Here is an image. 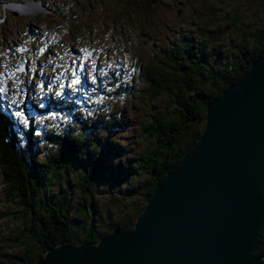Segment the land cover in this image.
<instances>
[{
	"label": "rangeland",
	"instance_id": "1",
	"mask_svg": "<svg viewBox=\"0 0 264 264\" xmlns=\"http://www.w3.org/2000/svg\"><path fill=\"white\" fill-rule=\"evenodd\" d=\"M4 3H15L16 10L28 7L37 13L16 16L9 10L3 11ZM38 3L43 9L46 5L49 13L42 12ZM263 29L264 0H0V112L12 115L18 122L20 137L23 130L30 129L31 119L35 130L42 133L43 124L57 126L56 117L70 132L81 129L87 118L94 122L117 117L118 123L124 120L128 127L132 126L110 132V140L121 142L130 158L148 147L150 140L139 135L137 123L145 117L149 106L154 109L157 105L145 97L143 65L151 58L162 59L164 47L184 37L188 38L187 43L195 41L198 47L210 33L216 32L220 40L211 46L230 51L246 37L251 43L252 36ZM60 54L72 60L66 62ZM44 81L50 85L44 87ZM61 91L63 96L59 95ZM108 91L112 94H106ZM81 93H85V105L79 103ZM140 99L146 101L144 108ZM96 102L109 106L93 110ZM17 112L23 114L27 126L16 116ZM20 139L26 158L27 138ZM91 139L85 136V140ZM39 142L31 151L37 158L43 149L49 148L47 142ZM105 155L111 156L114 164L124 158L112 152ZM74 178L72 174L68 178L76 185L69 215L75 216L79 233H86L94 220L103 230L107 224L113 225L125 217V209L116 204L119 187L97 182L91 195ZM3 182L0 175L1 194ZM91 200L94 203H88ZM1 204L0 216L10 211L14 214L0 221V262L4 264L10 256L27 254L33 244L23 233L26 228L19 217L23 207L14 199ZM84 205H95L97 214L80 215L79 209ZM5 237L10 239V245L5 243ZM2 246L8 249L2 250ZM10 260L6 264H23L14 258Z\"/></svg>",
	"mask_w": 264,
	"mask_h": 264
},
{
	"label": "trees",
	"instance_id": "2",
	"mask_svg": "<svg viewBox=\"0 0 264 264\" xmlns=\"http://www.w3.org/2000/svg\"><path fill=\"white\" fill-rule=\"evenodd\" d=\"M187 39L184 37L170 43L164 47L162 59L151 58L147 65H143L145 97L157 105L154 109L149 106L145 117L137 123L139 135L150 143L136 156L128 158L126 147L115 139L110 140V132L128 130L132 126L128 127L127 121L122 120L123 126L116 121L117 117L107 115L110 121L101 118L94 122L87 118L83 127L74 132L66 130L62 120L56 117L57 126L43 124L42 133L35 130L31 119L30 129L23 130L20 137L18 122L13 117L8 118L9 114L0 112V175L4 180L0 206L1 202L14 199L23 207L19 210V217L26 229L22 230L33 244L27 254L10 256L3 261L4 264L13 258L23 264H35L48 249L64 242L98 243L112 233L133 230L158 184L197 146L210 103L238 83L249 72L252 62L264 56V29L252 36L251 43L246 37L230 51L211 46L212 42L220 40L216 32L210 33L199 48L195 41L187 43ZM48 85L50 83L44 81V87ZM106 94L112 93L108 91ZM59 95L64 94L61 91ZM84 95H79L80 104L84 103ZM140 100L144 108L146 101ZM103 106L109 105L96 102L92 108L98 110ZM34 108L39 111L37 105ZM23 136L27 138L29 151H25L26 158L21 151L20 138ZM85 136L93 139L87 141ZM39 139L47 142L49 148L43 149L41 157L37 158L31 151L40 143ZM111 152L124 158L114 164L110 161L111 156L105 155ZM70 174L91 195L97 182L119 187L116 204L125 209V217L113 225L107 224L103 230L95 225L94 220L86 233H79L75 229V216L69 215V204L76 187L73 179L68 180ZM82 212L94 216L97 207L84 205L79 209L80 215ZM10 215L14 216L11 211L1 215L0 221ZM89 218L92 220L93 217ZM263 236L264 231L256 253L258 257L264 256ZM20 237H15L16 241ZM9 240L5 237L7 245H10ZM1 249L8 247L2 246Z\"/></svg>",
	"mask_w": 264,
	"mask_h": 264
},
{
	"label": "water",
	"instance_id": "3",
	"mask_svg": "<svg viewBox=\"0 0 264 264\" xmlns=\"http://www.w3.org/2000/svg\"><path fill=\"white\" fill-rule=\"evenodd\" d=\"M263 231L264 58L207 107L197 146L158 184L133 230L64 242L35 264H264Z\"/></svg>",
	"mask_w": 264,
	"mask_h": 264
},
{
	"label": "bare ground",
	"instance_id": "4",
	"mask_svg": "<svg viewBox=\"0 0 264 264\" xmlns=\"http://www.w3.org/2000/svg\"><path fill=\"white\" fill-rule=\"evenodd\" d=\"M4 5L7 6V3H4V4H3V7H2V8H3V11L7 10V9L4 10ZM40 8L42 9L43 12H45V13H47V14L49 13V12L47 11V9H46V5H44V9L42 8V6H40ZM9 10L12 11V13H13L14 15H16V16L18 15V13L16 14V9H15L14 6H11V8H10ZM22 15H23V14H22ZM59 56L64 57V59L66 60V62L72 60V59H70V57H69L68 55L60 54ZM79 56H81V55H79ZM79 56H78V57H79ZM263 58H264V56L261 57L260 59L256 60L255 62L260 61V60H262ZM255 62H254V63H255ZM252 66H253V64H252ZM251 68H252V67H251ZM251 68H250V69H251ZM249 72H250V70H249ZM249 72H248V73H249ZM248 73H247V74H248ZM247 74H246V75H247ZM246 75H245L244 77H246ZM244 77H243V78H244ZM243 78H242V79H243ZM242 79H241V80H242ZM221 96H222V95H221ZM221 96H220V97H221ZM220 97H219V98H220ZM216 100H218V99H216ZM216 100H215V101H216ZM215 101H214V102H215ZM1 104H3V103H1ZM6 108H10V105H6ZM11 117H12V115H10L8 118H11ZM110 235H112V234H110ZM110 235H109V236H110ZM80 244H82V243H80ZM256 256H257V255H256ZM263 257H264V256H263Z\"/></svg>",
	"mask_w": 264,
	"mask_h": 264
},
{
	"label": "snow or ice",
	"instance_id": "5",
	"mask_svg": "<svg viewBox=\"0 0 264 264\" xmlns=\"http://www.w3.org/2000/svg\"><path fill=\"white\" fill-rule=\"evenodd\" d=\"M73 83L75 84L76 83V81H73ZM16 116L24 123V125L25 126H27V123H28V121L27 120H25L24 119V117H23V114L22 113H20V112H17L16 113Z\"/></svg>",
	"mask_w": 264,
	"mask_h": 264
}]
</instances>
